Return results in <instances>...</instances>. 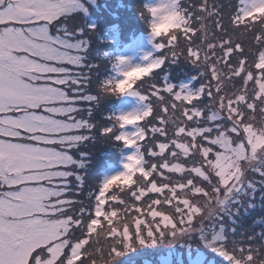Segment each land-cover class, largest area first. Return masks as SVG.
<instances>
[{"label":"rangeland","instance_id":"374dc122","mask_svg":"<svg viewBox=\"0 0 264 264\" xmlns=\"http://www.w3.org/2000/svg\"><path fill=\"white\" fill-rule=\"evenodd\" d=\"M134 6V0H0V264H29L32 253L49 242L35 263L52 264L65 244L67 219L77 209L86 211L69 180L82 168L71 163L69 153L78 151L74 144L82 138L80 149L92 170L112 150V125L101 107L109 90L99 79L100 34L106 24L128 20ZM148 6L152 30L105 51L121 90L116 107L126 149L118 164L104 169L100 188L127 180L122 189L114 188L118 201L109 200L108 189L97 195L90 230L73 243L68 264H138L155 258L161 264L173 258L221 264L225 211L229 222L246 220L242 206L258 192L262 198L254 207L264 206V19L238 23L230 0H150ZM180 7L189 12V34ZM238 8L243 16L264 8V0H239ZM81 12L91 17L87 26ZM60 15H69L67 21L78 17L73 23L80 19L83 41L53 34L49 22ZM233 35L253 39L241 61L225 54L223 45ZM81 49L97 58V66L92 65V74L86 69L78 120L57 117L78 104L73 98L78 91L68 87L77 77L80 82L73 67L83 64ZM253 58L252 66L260 68L250 65ZM175 72L182 79L170 92L160 80ZM213 78L225 80L217 85L228 83L230 89L213 90ZM233 90L239 94L236 102ZM72 99L74 105L58 104ZM108 202L120 207L121 221L107 222L114 227L106 240L99 235L104 226L99 216ZM249 220L253 227L241 230L248 232L247 239L232 234L226 245L253 242L249 234L259 227ZM81 246L89 249L80 252Z\"/></svg>","mask_w":264,"mask_h":264},{"label":"trees","instance_id":"16d2710c","mask_svg":"<svg viewBox=\"0 0 264 264\" xmlns=\"http://www.w3.org/2000/svg\"><path fill=\"white\" fill-rule=\"evenodd\" d=\"M184 12V10H183ZM184 15V13H183ZM82 17L87 18L86 16H84L82 14ZM90 17V16H89ZM88 17V18H89ZM75 18L78 17H73L70 20L67 21V19H60L59 23L57 25L54 26L53 31L57 32V27L58 28H66L67 30H69L71 32L70 29H75V31H77L80 28V19L79 21L73 23V21L75 20ZM87 18V19H88ZM88 21H83L82 20V24L86 25ZM189 22V19H188ZM187 22V24H188ZM70 24L73 25L72 28H70ZM91 30V29H90ZM73 37L78 38V32H72ZM93 37H95L94 33L91 34ZM251 37V36H250ZM252 46L253 48V39L250 38L248 41H245L243 39H240L239 37H235L234 35L232 36V40H229L227 42L224 43L223 47L225 48V54L227 55V57H237L235 59V62L238 60H240L241 58H243L244 56H246V58L248 57V55L245 53V48L250 49ZM237 53V54H235ZM87 57H89V55L87 54ZM92 57H90L89 59L85 60L86 64H89L90 59ZM194 58L196 60L199 59V55L198 54H194ZM97 61V58L95 59ZM241 61V60H240ZM253 61L254 58L251 59L250 61V65H253ZM255 64V62H254ZM254 67V66H252ZM255 69L260 68L259 65H256L254 67ZM91 71V70H90ZM95 71V69H93V71L91 72V74ZM181 72V71H180ZM178 73H173V75L176 77ZM97 76H98V72H97ZM98 79V77H97ZM217 81H223L225 82V80H220V79H216L213 78V82H212V88L213 90H222L223 92H226V90L230 89V84L227 83V86L225 87H221L219 85H217ZM84 91H86L85 89V85H84ZM236 91V95L232 96V100L235 99V102L238 100L239 98V94L237 93V90H233V92ZM83 92V91H82ZM235 93V92H234ZM243 99V98H241ZM165 101L162 102V104H164ZM206 105L203 106V108ZM248 105H245V107H247ZM105 108V106H104ZM101 109V108H100ZM113 136V135H112ZM118 144V140L113 136L111 137V146L112 149L115 148V146H117ZM90 161L86 160L85 162H81L80 163V168L81 172L78 174V176L72 175L71 177H69V180L76 186H78L80 188V182H81V193L78 196V199L81 198V200H85L84 202L88 205V207H86V211H82L81 212V208L77 209L76 212H74L67 220L68 223L70 225H68V228L66 230V234H67V238L65 235V239H67V245L65 246V248L63 249L59 260L57 262H55L54 264H68L67 261L65 260V258L69 257L70 258V252L69 249L72 246L73 243L78 242L81 237L83 235H85L89 230H90V226H91V222H93V218H94V214L93 213V205L94 203H96L92 196V193L95 191H99L100 187V176L98 175V171L96 170V167H93L92 170L89 169L88 163ZM74 169V168H73ZM77 182H79L77 184ZM121 180L120 181H114L112 183H110L108 185V188H106V192L108 189V192L111 193L109 195V200L116 202L119 200V198L117 197L116 193L114 192V188L116 186H120V188L122 189L121 186ZM83 198V199H82ZM262 198L261 194L256 193L254 195V197L251 199V202L253 201V204H255L256 202H258L260 199ZM80 201V200H77ZM107 202V194H106V201ZM114 205H110L109 202L107 205L104 206V214L99 216V222L104 224V226L102 227V229L99 230V235L103 238L107 240V234L108 232H110L112 229V227H114L113 223L110 224L109 226H107V222L111 220V222H117V221H121L120 215H121V211H120V207L119 206H115L113 208ZM264 208V206L261 207V210H256L255 207L248 209V210H242L243 212L247 213L250 212L249 215V219H254L255 221L253 222L254 224H257L260 220L261 223L259 225L260 231L264 233V212L262 211V209ZM113 211H117L116 213H112ZM61 215H63L61 213ZM149 216V213L147 215L142 214L141 218L145 219L146 217ZM247 217V216H246ZM248 219V217L246 218V220L243 218L241 219V221H232L229 222V224H227L226 222L222 223V227H224L227 232H226V236L223 237L220 246L224 245V247L220 250H218L220 253H222L224 255V260H222V264H264V243L260 242L259 239L257 238V233L254 230L253 233H250L249 235L255 237V239H252L253 242H248V246H241V247H234L232 244L227 243V245L225 244L226 241H229V237L232 234H237L238 238L240 239H247V234L248 232H241V230H245V229H250V227H253L251 225V221ZM144 220H142L143 222ZM251 225V226H250ZM139 233V232H137ZM150 234V232H149ZM242 234V235H240ZM248 235V236H249ZM122 237V235H121ZM124 237V236H123ZM261 238V237H260ZM124 239V238H123ZM106 240L101 241L104 242ZM262 240V238H261ZM263 241V240H262ZM245 244V243H244ZM101 246H106V244H103ZM89 248H86V246H81L80 252H85L87 251ZM39 251H37L34 255V257L31 258L30 263H34L35 261V256L38 254ZM119 253V251H115L113 254L117 255ZM87 254H89L87 252ZM138 264H146L142 261H138Z\"/></svg>","mask_w":264,"mask_h":264},{"label":"bare ground","instance_id":"6f19581e","mask_svg":"<svg viewBox=\"0 0 264 264\" xmlns=\"http://www.w3.org/2000/svg\"><path fill=\"white\" fill-rule=\"evenodd\" d=\"M160 15H161V18H166L167 13H164V11L163 12L160 11ZM22 256H23V254L19 253L17 258L20 260L22 258Z\"/></svg>","mask_w":264,"mask_h":264}]
</instances>
